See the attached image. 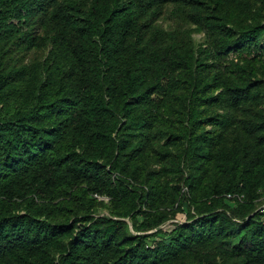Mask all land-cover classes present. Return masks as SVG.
<instances>
[{"label": "trees", "instance_id": "16d2710c", "mask_svg": "<svg viewBox=\"0 0 264 264\" xmlns=\"http://www.w3.org/2000/svg\"><path fill=\"white\" fill-rule=\"evenodd\" d=\"M260 195L264 0H0V264H264Z\"/></svg>", "mask_w": 264, "mask_h": 264}, {"label": "rangeland", "instance_id": "374dc122", "mask_svg": "<svg viewBox=\"0 0 264 264\" xmlns=\"http://www.w3.org/2000/svg\"><path fill=\"white\" fill-rule=\"evenodd\" d=\"M169 8H170V6H165L163 14L161 15V17H159V19L157 21L163 27H168V26H172L173 25V20L170 17L169 12H168L169 11ZM191 36H192V39L196 43H198V42H200L202 40L203 33L201 31H199L198 29L193 28L192 29V32H191ZM102 199H103L102 204H99V206H98L99 207L98 213H106L107 212L106 211V207H105L106 206V203H107V198L106 197H102ZM261 202H264L263 195H260L258 197L257 205L259 203H261ZM180 219L181 218H169L164 223H162L160 225V227L162 229H169L171 227V225H172L173 222H179ZM126 222L128 224L129 229L131 231H134V228H132L130 221L128 219H126Z\"/></svg>", "mask_w": 264, "mask_h": 264}, {"label": "built area", "instance_id": "2783aa9c", "mask_svg": "<svg viewBox=\"0 0 264 264\" xmlns=\"http://www.w3.org/2000/svg\"><path fill=\"white\" fill-rule=\"evenodd\" d=\"M257 209L260 211L261 219L264 220V202L259 203Z\"/></svg>", "mask_w": 264, "mask_h": 264}]
</instances>
